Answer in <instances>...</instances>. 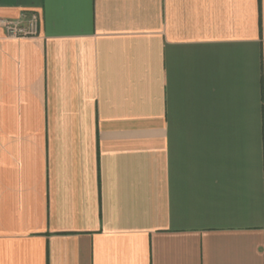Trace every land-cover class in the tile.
Here are the masks:
<instances>
[{
    "label": "crops",
    "instance_id": "crops-1",
    "mask_svg": "<svg viewBox=\"0 0 264 264\" xmlns=\"http://www.w3.org/2000/svg\"><path fill=\"white\" fill-rule=\"evenodd\" d=\"M0 264H264V0H0Z\"/></svg>",
    "mask_w": 264,
    "mask_h": 264
},
{
    "label": "built area",
    "instance_id": "built-area-1",
    "mask_svg": "<svg viewBox=\"0 0 264 264\" xmlns=\"http://www.w3.org/2000/svg\"><path fill=\"white\" fill-rule=\"evenodd\" d=\"M0 22L10 37H28L38 33V18L34 14H23L19 19H1Z\"/></svg>",
    "mask_w": 264,
    "mask_h": 264
}]
</instances>
